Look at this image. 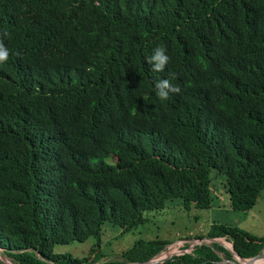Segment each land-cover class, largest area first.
I'll return each mask as SVG.
<instances>
[{
	"label": "trees",
	"instance_id": "1",
	"mask_svg": "<svg viewBox=\"0 0 264 264\" xmlns=\"http://www.w3.org/2000/svg\"><path fill=\"white\" fill-rule=\"evenodd\" d=\"M0 41V248L15 263L148 261L173 240L101 262L104 224L137 228L159 200L209 209L213 172L234 211L264 191V0H0ZM157 47L163 72L147 63ZM163 79L179 93L161 100ZM205 237L232 252L201 243L158 264H230L264 247L237 226ZM89 238L86 256L54 251Z\"/></svg>",
	"mask_w": 264,
	"mask_h": 264
},
{
	"label": "rangeland",
	"instance_id": "2",
	"mask_svg": "<svg viewBox=\"0 0 264 264\" xmlns=\"http://www.w3.org/2000/svg\"><path fill=\"white\" fill-rule=\"evenodd\" d=\"M113 159H116L115 157ZM196 166L201 169L200 163ZM212 175L213 206L209 209L199 210L192 208L185 211L181 200H172L168 203L159 200L158 207L164 210L147 215V221L130 231L122 233V229L116 225L106 222L103 226L101 252L102 261L120 259L122 251L128 249L135 241L140 239L169 238L173 243L170 255L189 254L187 247L180 246L184 239L193 240L195 235L206 234L213 224L237 226L252 234H264V191L258 197L252 209L246 212L234 211L229 208L228 198L225 194L223 180L214 172ZM94 243L93 238L84 242H72L65 245L55 246L54 251L58 253H69L76 257L86 256ZM228 244V243H227ZM225 246H227L224 243ZM264 250V247L263 249ZM187 256V255H186ZM188 257V256H187ZM235 259L242 263L239 257ZM0 264H17L8 258L0 248ZM97 264V263H94Z\"/></svg>",
	"mask_w": 264,
	"mask_h": 264
},
{
	"label": "clouds",
	"instance_id": "3",
	"mask_svg": "<svg viewBox=\"0 0 264 264\" xmlns=\"http://www.w3.org/2000/svg\"><path fill=\"white\" fill-rule=\"evenodd\" d=\"M9 58V50L0 41V63L7 62ZM170 57L166 54L163 47L154 49L153 54L147 57V63L151 65L152 71L163 72L169 64ZM156 95L161 100H166L170 93H179L180 89L171 84L168 79L159 80L156 82Z\"/></svg>",
	"mask_w": 264,
	"mask_h": 264
},
{
	"label": "built area",
	"instance_id": "4",
	"mask_svg": "<svg viewBox=\"0 0 264 264\" xmlns=\"http://www.w3.org/2000/svg\"><path fill=\"white\" fill-rule=\"evenodd\" d=\"M181 241H183V243L180 246H184V248L187 247L188 250L185 251V252H188V253H190V251L192 250V248L194 246H196V245H200L201 243L210 244L212 242H218V243H220L222 245H224V243H225L227 246L224 245V247L227 250H229V251L232 252V245H231V243L229 241H227L224 237H218V238H207V237H205V238H202V239L194 238L193 240L184 239V240H181ZM172 243L173 242H171L170 244H168L167 246H165L162 251H160L157 255H155L154 257H152L150 259V261L152 263H150V264H158L159 261L162 260V259H165V258L170 259V258H172V256L170 255V253H171L170 251H171L172 247L171 246L169 247V245H171ZM183 253H184V251H183ZM183 253L182 254H178V255H174L173 257L183 255ZM232 254H233V259H235V255L236 254L235 253H232ZM247 259H243V260H247Z\"/></svg>",
	"mask_w": 264,
	"mask_h": 264
},
{
	"label": "water",
	"instance_id": "5",
	"mask_svg": "<svg viewBox=\"0 0 264 264\" xmlns=\"http://www.w3.org/2000/svg\"><path fill=\"white\" fill-rule=\"evenodd\" d=\"M262 257H264V250H262V251H261L260 253H258L257 255L248 258L247 260H250V261H248L246 264H252V263H251V260H256V259H259V258H262ZM239 258H240V257H239ZM240 259H242V258H240ZM167 260H168L167 258L162 259V260L159 261V263L165 262V261H167ZM150 263H152V262H151L150 260H148V261L136 262V263H128V264H150ZM263 263H264V262H262L261 264H263ZM230 264H238V261H237L236 259H233V260L230 261Z\"/></svg>",
	"mask_w": 264,
	"mask_h": 264
},
{
	"label": "bare ground",
	"instance_id": "6",
	"mask_svg": "<svg viewBox=\"0 0 264 264\" xmlns=\"http://www.w3.org/2000/svg\"><path fill=\"white\" fill-rule=\"evenodd\" d=\"M241 261L242 263L238 262V264H246L250 260H241ZM262 262H264V257L256 259V260H251L252 264H261Z\"/></svg>",
	"mask_w": 264,
	"mask_h": 264
}]
</instances>
